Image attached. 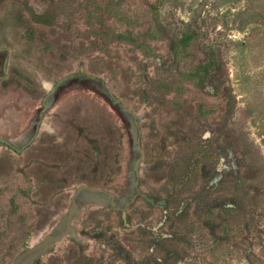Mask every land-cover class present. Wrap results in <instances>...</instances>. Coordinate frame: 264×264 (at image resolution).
Wrapping results in <instances>:
<instances>
[{"label":"rangeland","instance_id":"obj_1","mask_svg":"<svg viewBox=\"0 0 264 264\" xmlns=\"http://www.w3.org/2000/svg\"><path fill=\"white\" fill-rule=\"evenodd\" d=\"M0 264H264V0H0Z\"/></svg>","mask_w":264,"mask_h":264},{"label":"trees","instance_id":"obj_2","mask_svg":"<svg viewBox=\"0 0 264 264\" xmlns=\"http://www.w3.org/2000/svg\"><path fill=\"white\" fill-rule=\"evenodd\" d=\"M31 16H32V20L36 23H46L47 22V21H44V17L37 15L35 13H31Z\"/></svg>","mask_w":264,"mask_h":264}]
</instances>
